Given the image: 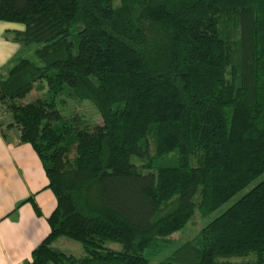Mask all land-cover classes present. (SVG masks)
Masks as SVG:
<instances>
[{
	"label": "trees",
	"instance_id": "16d2710c",
	"mask_svg": "<svg viewBox=\"0 0 264 264\" xmlns=\"http://www.w3.org/2000/svg\"><path fill=\"white\" fill-rule=\"evenodd\" d=\"M0 21L35 44L0 66V132L55 199L23 264H146L227 202L154 264H264V0H0Z\"/></svg>",
	"mask_w": 264,
	"mask_h": 264
},
{
	"label": "crops",
	"instance_id": "0c3cea01",
	"mask_svg": "<svg viewBox=\"0 0 264 264\" xmlns=\"http://www.w3.org/2000/svg\"><path fill=\"white\" fill-rule=\"evenodd\" d=\"M21 29L0 21V66L19 53V43L6 30ZM3 133V134H2ZM0 132V264H23L31 250L48 232L46 217L55 205L40 161L27 143L19 142L17 130ZM32 198L38 213L28 198ZM58 237L52 247L60 250ZM61 251V250H60ZM82 253V252H81ZM80 253V254H81Z\"/></svg>",
	"mask_w": 264,
	"mask_h": 264
},
{
	"label": "rangeland",
	"instance_id": "374dc122",
	"mask_svg": "<svg viewBox=\"0 0 264 264\" xmlns=\"http://www.w3.org/2000/svg\"><path fill=\"white\" fill-rule=\"evenodd\" d=\"M17 26L22 28V25L19 23H15ZM35 48V44L31 43L29 45H22L20 48L19 56L32 58V51ZM35 83L31 90H29L27 93L24 94L23 97L16 99V102L18 103H26L30 100H33L36 97H40L44 94L45 88H40ZM74 107L80 111L82 114H84L89 120H91L94 123L99 122V115L97 111L94 109V107L87 101H82L81 103L74 104ZM4 117L2 115V112L0 111V120ZM6 121V118L2 119ZM228 203V202H227ZM226 203V204H227ZM226 204H223L219 208H217L214 212H212L207 218H202L198 215L196 210H194L193 215L190 217V219L187 221V223L179 230L173 232L168 237V241L164 242L161 246V249L154 253L153 256H149L147 259L146 264H154L159 259L166 256L172 249H174L176 246H178L181 242L184 240H193L196 235L198 234V230L201 227V225L214 215H216L219 211H221ZM65 241L58 243L57 246L60 248L62 252L65 253H71L73 255H79L82 252V248L80 244L77 241L62 237ZM103 245L105 247H108L112 250H119L121 247V244L117 241H104Z\"/></svg>",
	"mask_w": 264,
	"mask_h": 264
}]
</instances>
